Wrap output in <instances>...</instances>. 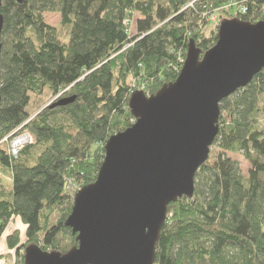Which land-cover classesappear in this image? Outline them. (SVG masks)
Wrapping results in <instances>:
<instances>
[{"label": "trees", "instance_id": "obj_1", "mask_svg": "<svg viewBox=\"0 0 264 264\" xmlns=\"http://www.w3.org/2000/svg\"><path fill=\"white\" fill-rule=\"evenodd\" d=\"M215 13L255 24L264 0H0V139L18 129L32 137L16 157L0 146V239L10 222L24 227L6 238L14 264L31 245L77 246L65 221L95 182L107 140L134 123L131 94L172 84L191 41L202 57L217 41ZM46 93L73 102L31 114ZM219 111L193 198L167 206L154 264H264V70ZM237 153L245 176L227 156Z\"/></svg>", "mask_w": 264, "mask_h": 264}, {"label": "water", "instance_id": "obj_2", "mask_svg": "<svg viewBox=\"0 0 264 264\" xmlns=\"http://www.w3.org/2000/svg\"><path fill=\"white\" fill-rule=\"evenodd\" d=\"M2 25L0 16V33ZM262 70L264 21H221L202 57L191 41L172 84L149 97L131 94L134 123L107 140L95 182L76 193L65 221L77 246L60 254L31 245L23 263L154 264L167 206L193 198L195 174L218 134L220 102Z\"/></svg>", "mask_w": 264, "mask_h": 264}, {"label": "rangeland", "instance_id": "obj_3", "mask_svg": "<svg viewBox=\"0 0 264 264\" xmlns=\"http://www.w3.org/2000/svg\"><path fill=\"white\" fill-rule=\"evenodd\" d=\"M44 16V20L45 22L48 24V25H51L53 27H56V26H59V16L57 14H54V13H46L43 15ZM219 14L218 13H215L212 17H210V22L211 24L208 25V27H214L218 24V22H221L225 19H220L219 18ZM220 24V23H219ZM218 24V25H219ZM56 98V97H55ZM53 98L49 93H46L44 95L43 98L41 99H37L35 100L31 106L29 107V111L31 114H37V112L39 110H42L44 109L47 105H50V103L55 99ZM36 102V103H35ZM33 118V117H31ZM21 134H17L16 132H13L12 135L9 137L7 143H8V147L10 148V145L12 143H15L16 141H22V139H18V137H20ZM29 143V140H26V141H22V145L24 146L25 144H28ZM6 143H3V145L1 147H3V149H7V147L5 146ZM22 146V147H23ZM227 156H229L231 159L237 161L240 165V169H241V172L242 174L245 176L247 174V169H248V163L245 161V159L243 158V156L240 154V153H237V154H227ZM211 156H210V160H211ZM7 175L5 174V178L4 180L7 181ZM16 221V222H15ZM14 223H9L8 224V229H7V232L6 233H10L12 232L13 230H19V231H23V227L20 226V223L18 220H15ZM2 238V237H1ZM1 241V239H0ZM2 244V241L0 242V245ZM4 259H9V256H4L3 257ZM6 264H9L8 262Z\"/></svg>", "mask_w": 264, "mask_h": 264}, {"label": "crops", "instance_id": "obj_4", "mask_svg": "<svg viewBox=\"0 0 264 264\" xmlns=\"http://www.w3.org/2000/svg\"><path fill=\"white\" fill-rule=\"evenodd\" d=\"M6 232H7V230H6ZM6 232L1 238L2 244L0 245V264H6L7 262L9 264H14V259L12 258L13 252L8 249L7 244H6V238H7L8 234H9V233H6ZM4 256H9V259H4L3 258Z\"/></svg>", "mask_w": 264, "mask_h": 264}, {"label": "bare ground", "instance_id": "obj_5", "mask_svg": "<svg viewBox=\"0 0 264 264\" xmlns=\"http://www.w3.org/2000/svg\"><path fill=\"white\" fill-rule=\"evenodd\" d=\"M136 92V91H135ZM59 96H57L51 103H50V105L52 106V105H54V104H56V103H58V102H60V101H62V100H67L68 98H65V99H60V98H58ZM47 106H49V105H47ZM46 106V107H47ZM45 107V108H46ZM55 107H59V106H55ZM54 107V108H55ZM17 134H21V135H23V134H28L29 135V143L28 144H30L31 142H32V137H31V135L28 133V132H22V130H20V129H18L17 131H15ZM12 134H10V135H8V136H5V137H3V138H1L0 139V146H2L3 145V143H6L5 145H6V147H7V151L9 152V147H8V143H7V141H8V139H9V137L11 136ZM5 140V141H4ZM28 144H25V145H28ZM24 145V146H25ZM22 144H21V147H20V149L22 148ZM23 146V147H24ZM20 149H19V151H20ZM19 151H18V153H19ZM10 153V152H9ZM17 153V154H18ZM11 155V154H10ZM11 157H12V155H11Z\"/></svg>", "mask_w": 264, "mask_h": 264}, {"label": "built area", "instance_id": "obj_6", "mask_svg": "<svg viewBox=\"0 0 264 264\" xmlns=\"http://www.w3.org/2000/svg\"><path fill=\"white\" fill-rule=\"evenodd\" d=\"M18 139H22V141H26V140H29V135L28 134H23L21 135L20 137H18ZM5 141V140H4ZM22 141H16L15 143H12L10 145V148H9V152L10 154L13 156V157H16L17 156V153L21 147V144H22Z\"/></svg>", "mask_w": 264, "mask_h": 264}]
</instances>
